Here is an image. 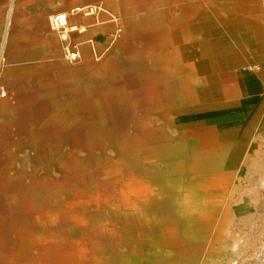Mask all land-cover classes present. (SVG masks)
I'll use <instances>...</instances> for the list:
<instances>
[{"label":"bare ground","instance_id":"obj_1","mask_svg":"<svg viewBox=\"0 0 264 264\" xmlns=\"http://www.w3.org/2000/svg\"><path fill=\"white\" fill-rule=\"evenodd\" d=\"M245 1L229 0L223 11L211 6L196 24L192 0H102L58 12L68 31L83 35L90 26L67 19L105 12L93 33L110 44L102 53L104 42L90 41L98 62L72 72L80 85L62 116L57 107L47 111L54 127H80L62 164V185H6L11 206L0 216V264H191L201 254L206 201L239 159L250 126L218 131L196 117L222 107L218 72L238 64L226 59L234 52L230 41L249 43L259 24L249 14L264 7ZM118 4L141 14L124 18L112 10ZM176 23L206 26L210 39L195 53L176 49ZM221 28L225 35L212 37ZM89 78L97 80L94 90ZM239 78L243 86L251 82L247 73Z\"/></svg>","mask_w":264,"mask_h":264},{"label":"rangeland","instance_id":"obj_2","mask_svg":"<svg viewBox=\"0 0 264 264\" xmlns=\"http://www.w3.org/2000/svg\"><path fill=\"white\" fill-rule=\"evenodd\" d=\"M11 2L14 5L13 16L12 22L7 26ZM41 2L38 5L35 0H2L0 4V216L7 214L11 206L5 200L7 184L27 186L32 182L42 183L47 180L50 188L62 185L65 171L62 164L69 148L79 138L80 127L78 123L64 129L62 124L54 127L53 123L47 121V111L57 107L62 116V106L74 98L80 85L76 73L72 72L81 65L98 62L90 41H103L102 53L106 52L110 44L102 32L96 37L95 33L89 32L99 22L107 20L105 12L71 16L79 19L74 21L76 24L85 23L83 18L91 20L89 24L85 23L90 26L86 35L76 30L68 31L64 37V33L53 30L50 23V17L54 13L69 11L78 5L102 3V0ZM192 2L199 5L190 11L189 18L194 24L199 21V14L211 6L217 5L223 11L229 4V0ZM245 2L264 7V0ZM112 10L122 13L124 18L141 14L125 13L123 4L115 5ZM226 14L227 12L223 16ZM249 15L259 23L262 58L252 56L246 41L242 45L230 41V48L234 50L233 55L237 58L234 59L238 64L224 72H218V77L223 99L234 103L229 106L231 113L219 114L217 110L220 107L212 105L201 111L202 116L196 117L206 128L218 131L237 126L245 130L243 122L246 121L250 127L239 159L222 172L221 184L206 201L211 209L208 211L206 224L199 225L200 229L204 227L201 230L204 233V248L200 255L191 260V264H230L235 257L253 256L264 245V10L258 12L255 7L254 12ZM116 28L117 25L109 29L107 34L112 35ZM179 35L182 37L184 34ZM210 35L206 33L205 40L208 41ZM224 35L223 32H216L212 37ZM196 40L179 42L180 50L183 48L187 53L199 51L200 47L197 46L202 45V41ZM82 42H86L85 51L82 50ZM175 45L177 49V43ZM66 48L79 51L80 58L69 62L65 58ZM116 55L119 59L124 56L119 52ZM196 60L199 59L196 57ZM249 65L254 68L248 67ZM240 73H247L251 78L253 76L255 85L258 83V88L254 89L260 96L258 106L251 96V82L244 89V94L235 86L233 78ZM86 83L94 90L97 80L89 78ZM180 120L179 115L174 116L175 125ZM39 187L43 189V186Z\"/></svg>","mask_w":264,"mask_h":264},{"label":"crops","instance_id":"obj_3","mask_svg":"<svg viewBox=\"0 0 264 264\" xmlns=\"http://www.w3.org/2000/svg\"><path fill=\"white\" fill-rule=\"evenodd\" d=\"M54 14H58V13H54ZM199 18H200V16L198 17V19ZM77 19L78 18H75V17L74 18L71 17V16L69 17V20L72 21V22L76 21ZM82 21L85 22V23L87 22L89 24L91 20L90 19L83 18ZM177 23H178V21H177ZM177 23L175 25V30L174 31L176 33L175 35H176V43H177V48L178 49H179V45L178 44H179V42H181L180 39H186V42L194 41V40L197 39V40L202 41V44H204L205 41H207V40H205V36L204 35L206 33H209V30H208V28L206 26H202V25L201 26L200 25L197 26V25H194L192 27V29H190V28L184 27L183 25H179ZM220 27L221 26H219V28ZM94 30H95V28H92L90 30V34H92ZM219 31L221 32L222 31V28L219 29ZM180 33H183L184 35H182V37H180V35H179ZM242 42H243L242 40H241V42H239L240 45H242ZM259 42H260V32H259L258 25H257L256 30L251 33L250 42H249V46H250L251 51H252V56L256 57L257 59H260V57L262 58V55H260L261 52H260V48H259ZM234 58H235V55H231V56H227L226 57V59H231V60L237 59V58H235V59ZM235 61H237V60H235ZM233 80L236 83L235 86L237 88H239L240 91H242V94H244L245 93V90L244 89H246V86H243L241 84L239 75H237L236 78H233ZM231 81H232V78H231ZM255 82L256 81L254 80V78L252 76V78H251V92H252L251 96H252V98L255 99V104H257V106H258L259 105L260 96L258 94V91L257 92L254 91V89H256V87L258 88V83H256V85H255ZM222 104H223L222 107H220L219 109H221V108H224V109H227L228 108V109H230L229 106H231L234 103H233L232 100H226L225 101L222 98ZM230 113H231L230 110L219 111V114H230Z\"/></svg>","mask_w":264,"mask_h":264},{"label":"built area","instance_id":"obj_4","mask_svg":"<svg viewBox=\"0 0 264 264\" xmlns=\"http://www.w3.org/2000/svg\"><path fill=\"white\" fill-rule=\"evenodd\" d=\"M61 17V14H55L50 17L51 28L55 31H59L63 36L66 37L68 30L66 28V21ZM66 19V18H65ZM65 58L69 62H74L80 58V53L77 50L66 48ZM230 264H264V245L261 246L260 250L248 258L235 257L231 260Z\"/></svg>","mask_w":264,"mask_h":264}]
</instances>
